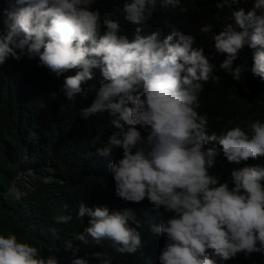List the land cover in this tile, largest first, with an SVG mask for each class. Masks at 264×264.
<instances>
[{
	"label": "clouds",
	"instance_id": "1",
	"mask_svg": "<svg viewBox=\"0 0 264 264\" xmlns=\"http://www.w3.org/2000/svg\"><path fill=\"white\" fill-rule=\"evenodd\" d=\"M245 1L248 8L237 10L232 3L239 0H216L217 9L229 7L228 23L208 37L214 47H193L187 26L172 21L188 11L182 0H125L129 37L91 7L94 0H6L0 66L27 55L58 77L74 70L61 91L69 102L78 94L92 99L76 116H111L94 146H104L97 149L102 156L111 149L122 155L109 166L115 193L140 202L133 211H117L110 201L94 208L79 203L76 218L89 220L65 242L74 255L79 246L102 241L128 264H227L241 252L264 253V167L234 169L230 188L209 174L216 152L205 147L218 143L232 166L256 158L264 163V116L217 133L209 132L207 115L198 111L204 85L219 78L205 50L225 55L220 67L237 82L244 71L264 85V0ZM53 110V104L45 106V115ZM91 156L98 165L99 157ZM54 221L69 224L72 215ZM41 251L14 234L0 235V264H59ZM92 255L111 264L106 253ZM72 264L89 262L76 257Z\"/></svg>",
	"mask_w": 264,
	"mask_h": 264
},
{
	"label": "trees",
	"instance_id": "2",
	"mask_svg": "<svg viewBox=\"0 0 264 264\" xmlns=\"http://www.w3.org/2000/svg\"><path fill=\"white\" fill-rule=\"evenodd\" d=\"M182 1L187 3L188 11L185 15L173 16V23L187 26L194 37L193 47H199L201 42L204 47H214L207 44L208 37L228 23L229 7L217 9L216 0ZM124 3L125 0H94L91 7L102 17L108 15L116 20L121 34L129 37L122 11ZM232 4L237 10L248 8L245 0ZM6 7V0H0V30L4 28ZM208 24L212 26L211 32L201 33L200 28ZM204 54L214 66V77H219L206 83L200 94L198 111L207 115L209 132L224 131L220 129L230 123L246 125L260 120L264 116L261 81L251 79L243 71L241 81L237 82L220 67L225 55L210 50H205ZM236 61L244 66L241 56ZM71 72L74 70L58 77L40 66L38 57L30 59L27 55L19 60L9 57L0 66V235L14 234L18 241L40 248L42 256H57L59 264H72L76 257L87 258L89 264H102L100 258L92 255L95 252L106 253L111 257V264H128L123 255L115 254L110 241L90 246H79L75 241L79 246L75 255L64 247L67 240L88 226L89 217L76 218L79 203L94 208L109 207V203L114 202L117 211H133V206L140 203L126 201L115 193L109 166L122 155L111 149L110 154L102 156L97 149L104 146H94L95 137L108 130L111 116L102 113L87 119L76 116L75 111H81V105L90 106L92 99L78 94L69 102L61 91L65 76L72 75ZM49 104H53L54 110L46 116L45 106ZM205 147L216 152L209 174L218 177V183L227 182L230 188L234 187L231 178L234 169L245 164L264 167L259 158L229 165L223 160L218 143L209 142ZM93 154L100 159L98 165L92 163ZM12 186L20 188L18 194L11 190ZM66 214L72 215L69 224L54 221L55 216ZM129 226L138 231L131 220ZM51 228H56L57 232L53 234ZM224 263L264 264V253L245 256L241 252Z\"/></svg>",
	"mask_w": 264,
	"mask_h": 264
},
{
	"label": "rangeland",
	"instance_id": "3",
	"mask_svg": "<svg viewBox=\"0 0 264 264\" xmlns=\"http://www.w3.org/2000/svg\"><path fill=\"white\" fill-rule=\"evenodd\" d=\"M28 170H29V171H31V169H30V168H29ZM24 178H26V177H24ZM11 190H12V191H14V192H16V193L18 194V193H19V191H20V188H19V187H17V186H12Z\"/></svg>",
	"mask_w": 264,
	"mask_h": 264
}]
</instances>
